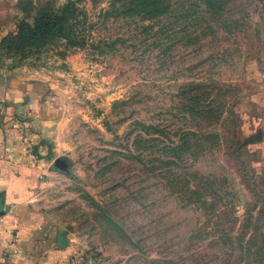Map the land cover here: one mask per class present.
<instances>
[{"label":"rangeland","instance_id":"rangeland-1","mask_svg":"<svg viewBox=\"0 0 264 264\" xmlns=\"http://www.w3.org/2000/svg\"><path fill=\"white\" fill-rule=\"evenodd\" d=\"M68 1L0 0L5 128L29 130L22 211L66 237L73 264H264V0H229L209 28L193 0L196 19L162 51L131 0L79 1L76 46L68 30L26 33ZM182 130L204 150L179 162L195 169L181 186L208 196L209 220L161 204V142Z\"/></svg>","mask_w":264,"mask_h":264},{"label":"trees","instance_id":"trees-1","mask_svg":"<svg viewBox=\"0 0 264 264\" xmlns=\"http://www.w3.org/2000/svg\"><path fill=\"white\" fill-rule=\"evenodd\" d=\"M79 1L81 0H69L60 10L58 14L52 17L47 18L44 15L45 12H39L38 22L39 24L34 28H28L26 33H30L31 37H35L37 32L41 31H53L58 30H68V35L75 37L73 39L72 45L76 46L78 44L76 40V34L78 31V25L83 16V9L79 8ZM94 4L99 0H91ZM199 5H202L200 8L201 15L205 16L206 19L203 21V26L209 28L211 26H218V24L223 22L219 14H223L220 10H216L218 7L223 4L229 3V0H197ZM234 2V0H231ZM237 1V0H235ZM118 2V0L116 1ZM193 0H131L129 7L131 14L134 11L135 16L138 18L149 21L150 26H145L144 24L139 26L141 31H148L146 33L149 37L150 45L152 47L158 46L162 50L166 48H173L176 43V36L181 33L184 29V32L188 29V25L191 24L196 17L191 15L190 6ZM198 5V6H199ZM128 8V7H127ZM219 17L216 19L213 16ZM45 20V21H44ZM51 25H47L46 23ZM62 23L63 25H60ZM191 34V33H190ZM143 35V34H141ZM83 45L86 44L85 40L81 42ZM204 46V45H202ZM178 137V144H163L161 142V178L166 180V188L169 189L167 193H164L161 197V204L171 203L174 201H182L183 203H188L191 206L196 207V210L202 211L204 213V218L209 220L212 216V205L208 203V196L206 194H200L199 191L188 188L183 189L181 186L183 177L192 178V170H185L179 162L184 161V156L187 153L193 154L194 149L192 148H202L200 151H203L202 145H196L200 142V138L197 137L196 133L192 131H180ZM174 134V132L163 133L161 136L168 137ZM175 136V134H174ZM177 136V134H176ZM195 170V169H194ZM181 171V172H179ZM159 172V171H158ZM204 183L206 187H209V177H204ZM162 191V190H161ZM219 198V197H218ZM261 239H264V236H261ZM259 259L264 258V255L257 253Z\"/></svg>","mask_w":264,"mask_h":264},{"label":"crops","instance_id":"crops-1","mask_svg":"<svg viewBox=\"0 0 264 264\" xmlns=\"http://www.w3.org/2000/svg\"><path fill=\"white\" fill-rule=\"evenodd\" d=\"M16 129L5 128V99L0 100V264H73L70 245L59 247L56 234L41 233L39 216L22 211L15 171L27 166L21 142H27L29 130Z\"/></svg>","mask_w":264,"mask_h":264},{"label":"water","instance_id":"water-1","mask_svg":"<svg viewBox=\"0 0 264 264\" xmlns=\"http://www.w3.org/2000/svg\"><path fill=\"white\" fill-rule=\"evenodd\" d=\"M53 169L59 170L65 174H69V169L67 165L65 164V161L63 159H56L53 162L52 165ZM57 245L59 247H64L66 246V237L64 235L58 234L57 235Z\"/></svg>","mask_w":264,"mask_h":264}]
</instances>
